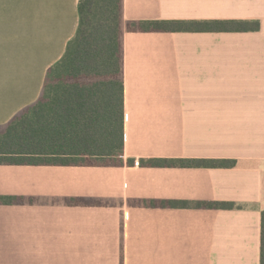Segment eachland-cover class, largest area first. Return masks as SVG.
Returning a JSON list of instances; mask_svg holds the SVG:
<instances>
[{
    "label": "crops",
    "instance_id": "crops-1",
    "mask_svg": "<svg viewBox=\"0 0 264 264\" xmlns=\"http://www.w3.org/2000/svg\"><path fill=\"white\" fill-rule=\"evenodd\" d=\"M78 2L0 0V132L40 99L76 33ZM142 21H256L259 30H127ZM120 29L121 164L0 165V196L20 201L0 205V264H259L264 0H123Z\"/></svg>",
    "mask_w": 264,
    "mask_h": 264
},
{
    "label": "trees",
    "instance_id": "trees-1",
    "mask_svg": "<svg viewBox=\"0 0 264 264\" xmlns=\"http://www.w3.org/2000/svg\"><path fill=\"white\" fill-rule=\"evenodd\" d=\"M123 0H79L78 27L63 56L47 71L38 102L0 132V165L107 166L121 164L124 114L121 19ZM129 32L258 31L259 22L142 21ZM93 80L80 83L79 80ZM152 167L232 168L233 160L151 159ZM0 196V205L16 204ZM72 204L80 203L72 200ZM90 203V202H89ZM155 207V201H143ZM196 208L229 210L232 203L197 202ZM160 206L186 208L185 202ZM259 264H264V212Z\"/></svg>",
    "mask_w": 264,
    "mask_h": 264
},
{
    "label": "rangeland",
    "instance_id": "rangeland-1",
    "mask_svg": "<svg viewBox=\"0 0 264 264\" xmlns=\"http://www.w3.org/2000/svg\"><path fill=\"white\" fill-rule=\"evenodd\" d=\"M80 83H90L93 82V80H79Z\"/></svg>",
    "mask_w": 264,
    "mask_h": 264
},
{
    "label": "built area",
    "instance_id": "built-area-1",
    "mask_svg": "<svg viewBox=\"0 0 264 264\" xmlns=\"http://www.w3.org/2000/svg\"><path fill=\"white\" fill-rule=\"evenodd\" d=\"M139 162L138 161H134V166H138Z\"/></svg>",
    "mask_w": 264,
    "mask_h": 264
}]
</instances>
